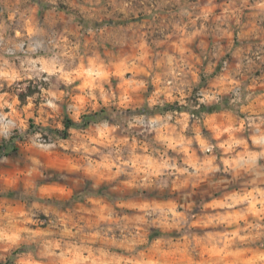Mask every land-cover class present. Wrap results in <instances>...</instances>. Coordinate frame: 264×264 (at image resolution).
I'll return each instance as SVG.
<instances>
[{"label": "clouds", "instance_id": "1", "mask_svg": "<svg viewBox=\"0 0 264 264\" xmlns=\"http://www.w3.org/2000/svg\"><path fill=\"white\" fill-rule=\"evenodd\" d=\"M0 264H264V0H0Z\"/></svg>", "mask_w": 264, "mask_h": 264}]
</instances>
